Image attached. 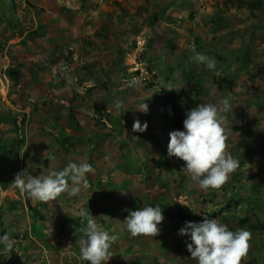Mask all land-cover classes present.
Wrapping results in <instances>:
<instances>
[{
    "label": "rangeland",
    "instance_id": "obj_1",
    "mask_svg": "<svg viewBox=\"0 0 264 264\" xmlns=\"http://www.w3.org/2000/svg\"><path fill=\"white\" fill-rule=\"evenodd\" d=\"M0 140V264H264V0H0Z\"/></svg>",
    "mask_w": 264,
    "mask_h": 264
},
{
    "label": "trees",
    "instance_id": "obj_2",
    "mask_svg": "<svg viewBox=\"0 0 264 264\" xmlns=\"http://www.w3.org/2000/svg\"><path fill=\"white\" fill-rule=\"evenodd\" d=\"M15 72L10 70L8 71V76L10 78H13L15 76ZM224 83L227 85V87H231L232 83L229 81H225ZM219 88H221V84L218 83ZM197 94H200V91H197ZM180 96L182 98V100H184L185 104L183 107L178 108L177 110H173L172 112V116H173V122H174V131L176 133L180 132L183 129V123H184V119L191 116L200 106V100H194L192 99L190 96H188L184 90L182 89L180 92ZM74 124L76 126H78V123L75 121L74 118H72ZM181 141L182 144V156L184 158V161L188 162V160L197 152H199V150H201L202 148L207 147L208 143L202 139H195V138H190V137H182L179 139ZM3 158H8L7 153L5 151L4 148V143L0 140V173L4 170H6V164L3 163L2 159ZM151 165L154 169L160 170L162 168V164L159 163L158 161L151 159ZM160 175H158L156 177V180H160L161 178L159 177ZM204 176L205 175H201L198 179V182L200 184H204ZM2 181H0L1 183ZM162 183V182H161ZM26 204L28 206V208L32 211H34V213H37V210L34 209L31 206V197L29 193H26ZM175 213H174V218H175V223L176 226L180 229H183V231L185 232H192V234L197 235L198 233V225L197 223H195L192 219L189 218V216L185 213V211L183 210V208L180 205H175ZM132 212H136V209L132 208L131 209ZM241 225L247 224L246 219H243L239 222ZM249 228L251 229H257L258 226L256 225H252V224H248ZM263 229L260 230H264V227H260ZM1 233V230H0ZM197 237H190L191 241H195ZM83 260L85 264H94V262L97 260V258L94 255L91 254H84L83 255Z\"/></svg>",
    "mask_w": 264,
    "mask_h": 264
},
{
    "label": "clouds",
    "instance_id": "obj_3",
    "mask_svg": "<svg viewBox=\"0 0 264 264\" xmlns=\"http://www.w3.org/2000/svg\"><path fill=\"white\" fill-rule=\"evenodd\" d=\"M181 147H182V144H181ZM181 151H182V148H181Z\"/></svg>",
    "mask_w": 264,
    "mask_h": 264
},
{
    "label": "crops",
    "instance_id": "obj_4",
    "mask_svg": "<svg viewBox=\"0 0 264 264\" xmlns=\"http://www.w3.org/2000/svg\"><path fill=\"white\" fill-rule=\"evenodd\" d=\"M88 254V253H87ZM96 262V261H95ZM85 264V263H84Z\"/></svg>",
    "mask_w": 264,
    "mask_h": 264
}]
</instances>
